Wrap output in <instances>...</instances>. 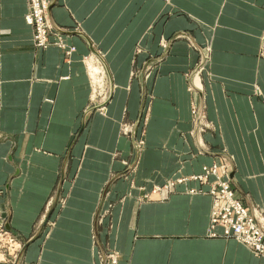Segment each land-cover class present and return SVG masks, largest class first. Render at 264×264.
Wrapping results in <instances>:
<instances>
[{
  "label": "crops",
  "instance_id": "1",
  "mask_svg": "<svg viewBox=\"0 0 264 264\" xmlns=\"http://www.w3.org/2000/svg\"><path fill=\"white\" fill-rule=\"evenodd\" d=\"M45 2L61 45L38 48L29 0H0V213L23 244L0 264H101L106 245L119 264H264L209 233L213 176L150 190L226 162L235 194L264 214V0ZM91 65L109 84L95 109ZM125 120L144 128L138 153Z\"/></svg>",
  "mask_w": 264,
  "mask_h": 264
},
{
  "label": "rangeland",
  "instance_id": "2",
  "mask_svg": "<svg viewBox=\"0 0 264 264\" xmlns=\"http://www.w3.org/2000/svg\"><path fill=\"white\" fill-rule=\"evenodd\" d=\"M48 7V5H47ZM48 9V8H47ZM47 15H48V10H47ZM48 18V17H47ZM50 26H51V40L52 42L55 41L57 38H55L54 36H61L54 28L53 26L51 25V23L49 22ZM75 30L78 32L79 28L76 27ZM57 41V40H56ZM34 42V40H33ZM51 42V43H52ZM35 44V43H34ZM160 44L163 45L164 47L166 46V42H163V41H160ZM49 45V44H48ZM37 47V46H36ZM72 48V49H71ZM70 50H73V47H70ZM263 56H264V51H262L261 53ZM100 66V65H99ZM96 67V66H94ZM91 70H92V74H93V79L91 78L92 75L90 76V79H91V83L95 89L94 91V97H93V100L91 101V104H90V108H97L99 106V104L103 101H106L107 99H109V84L107 82V76H106V73L105 74H98V72L103 69H98V71L96 72L95 70L97 69H93V66L91 65ZM195 74H197L195 72ZM194 74V75H195ZM193 75V76H194ZM142 75H140L138 73V71L136 72V75H133V77L137 78V79H140ZM196 76V75H195ZM194 76V77H195ZM96 77V79H95ZM98 77V78H97ZM93 80V82H92ZM102 80V82H101ZM196 83L201 87L200 85V82H199V76L197 75L196 78ZM99 83V84H98ZM193 84H194V79H193ZM101 85V86H100ZM195 85V84H194ZM147 113H148V107L145 106L144 109L142 110V113L140 116H142V119H141V123H144V121L146 120V116H147ZM191 115H192V120H193V129H192V133H202L204 131H207V129L211 128V124L207 121L206 119V113H205V108H203L202 106H200L199 102L196 101V104L192 107L191 109ZM136 127V123H134V121H123V123L121 124V127H120V132L129 137L130 139H132L133 141V145H134V148L136 150V153H138V151L143 147L144 145V140H143V134H144V128H137ZM225 164H218V163H212V164H209V165H204L202 167V170L199 172V173H194V174H191L189 175L188 177H171L169 179H167V181L164 183V184H161V185H158V186H154L152 187V189H150L152 192H155V191H158V189H163V190H171L172 188L174 189V185L176 183H182L183 181L185 182V180H197L199 182H205L206 180L203 179L206 176H213V180L211 181V183L209 184V188L208 190H206V192L211 196V199L213 198V194L211 193V188H212V185H216L217 183V179H221L223 178L224 180H227L229 183H230V186L232 187L231 185V178L229 177V168H228V164L226 162H224ZM135 164L136 162L133 161V162H130V161H126L125 162V165H126V169L127 171L130 170L132 171L134 168H135ZM211 168L212 170H215L216 171V174L219 176V178H217L215 176V174H213L212 172H208L207 171V168ZM206 168V169H204ZM129 171V172H130ZM115 173V176L118 177H126V175L128 173ZM114 176V177H115ZM207 177V178H208ZM178 179H182L181 181H179ZM233 189V187H232ZM195 191L194 189L190 188L189 191ZM197 190V189H196ZM106 189L103 191V194L105 195L106 194ZM191 191V192H192ZM199 191H202L201 189H199ZM234 191V189H233ZM147 197V194L144 195ZM234 196L239 199V197L235 194V191H234ZM63 198L60 199V201L62 202ZM241 202L242 200L239 199ZM52 201V197H50L46 203V206H45V209L43 211V216L45 215L46 213V210L50 207L51 205V202ZM243 204V202H242ZM244 205V204H243ZM245 206V205H244ZM246 207V206H245ZM212 206H211V210L210 212L212 211ZM248 209V207H246ZM249 212L251 213V215H255V217L257 218L258 220V223L262 224L263 227H264V214L262 213V211H260V209L258 208H250L248 209ZM99 217V216H98ZM263 217V218H262ZM98 219V218H97ZM97 219L95 220L97 222ZM52 221L51 220H48L47 221V226H51L52 225ZM261 225V226H262ZM222 228V227H221ZM94 236V242H95V245H98L99 243V239H98V236L97 235H93ZM9 237L11 238V242L7 241V242H4L2 243V245H6V247H2L0 249V253H1V250L2 249H5L6 250V253L7 254H12V255H17L21 248H22V243L21 241L17 240V237H15L14 235H9ZM15 238V239H14ZM230 238H233L235 239L234 237H230ZM237 240V239H235ZM238 241V240H237ZM19 250V251H18ZM18 251V252H17ZM119 255L118 254V251L115 250L112 246L110 245H106L104 246L102 249L99 250V253H98V256L100 258V262L101 264H119V259H117L115 256ZM117 259L116 261L114 260ZM0 259H5L4 257V254H1L0 255ZM109 262V263H108Z\"/></svg>",
  "mask_w": 264,
  "mask_h": 264
},
{
  "label": "built area",
  "instance_id": "3",
  "mask_svg": "<svg viewBox=\"0 0 264 264\" xmlns=\"http://www.w3.org/2000/svg\"><path fill=\"white\" fill-rule=\"evenodd\" d=\"M47 8L45 0H29V9L25 15V21L33 30V40L38 48H45L52 42ZM56 42L61 45L59 39ZM207 171L209 173L212 172L219 178L215 170L208 167ZM207 177L205 175L203 179L206 180ZM178 180L181 181L182 179ZM216 181V185L213 184L211 188L213 208L209 216V225H211L209 233L213 236L216 235L213 229L216 226H220L222 227L223 236L234 237L246 245L253 253L264 257L263 225L259 224L255 215H251L242 202L234 196V191L227 180L221 178ZM9 235L0 213V249L6 247L2 243L12 241Z\"/></svg>",
  "mask_w": 264,
  "mask_h": 264
},
{
  "label": "bare ground",
  "instance_id": "4",
  "mask_svg": "<svg viewBox=\"0 0 264 264\" xmlns=\"http://www.w3.org/2000/svg\"><path fill=\"white\" fill-rule=\"evenodd\" d=\"M202 52H203V51H202ZM202 55H204V53H203ZM204 56H205V55H204ZM205 58H206V56H205ZM204 63H205V61H204L199 67H198V69H199L200 67H202V66L204 65ZM94 68L97 69V70H95V71L97 72V71H98V68L93 66V69H94ZM196 72H197V71H196ZM194 74H195V73H194ZM194 74H193V75H194ZM97 78H98V77H97ZM192 78H193V76L191 77V83H192V85H193V88L196 89L197 93H198V92H201L199 89L196 88L197 85H196L195 83H194V84H195L196 86L193 84ZM95 79H96V77H95ZM101 81H102V80H101ZM98 84H99V83H98ZM100 86H101V85H100ZM110 92H111V89H110ZM210 214H211V213H210ZM263 220H264V219H263ZM210 226H211V225H209V227H210ZM115 257H116V256H115ZM115 260H117V259H115ZM108 263H109V262H108Z\"/></svg>",
  "mask_w": 264,
  "mask_h": 264
},
{
  "label": "water",
  "instance_id": "5",
  "mask_svg": "<svg viewBox=\"0 0 264 264\" xmlns=\"http://www.w3.org/2000/svg\"><path fill=\"white\" fill-rule=\"evenodd\" d=\"M205 61V56H202V63ZM200 94V92H198Z\"/></svg>",
  "mask_w": 264,
  "mask_h": 264
}]
</instances>
